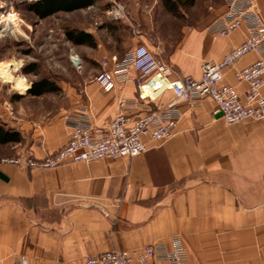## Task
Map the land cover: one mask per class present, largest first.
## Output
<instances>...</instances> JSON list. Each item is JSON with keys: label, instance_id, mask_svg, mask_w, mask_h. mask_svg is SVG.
<instances>
[{"label": "crops", "instance_id": "0c3cea01", "mask_svg": "<svg viewBox=\"0 0 264 264\" xmlns=\"http://www.w3.org/2000/svg\"><path fill=\"white\" fill-rule=\"evenodd\" d=\"M197 9L188 25L159 31L146 19L128 18L83 29L95 38L82 60L97 67L68 89L67 107L33 120L9 116L2 122L22 140L8 143L4 158L42 160L69 142L67 116L89 112L102 132L117 115L120 98L131 100L132 116L166 107L162 94L134 83L106 93L95 80L104 61L121 60L145 44L170 66L172 79H200L205 62H220L243 44L240 27L227 36L208 27L226 11L191 0ZM264 20V0H255ZM254 52L224 69L223 84L242 100L249 86L238 70L253 65ZM83 77V76H82ZM152 100L140 101V94ZM43 97V96H42ZM192 108L181 103L182 120L165 142L148 143L135 158L67 163L49 170L0 165V263L15 257L27 264H80L87 256L141 251L180 236L189 264H264V119L228 125L211 99ZM145 141L148 142L147 138Z\"/></svg>", "mask_w": 264, "mask_h": 264}, {"label": "built area", "instance_id": "2783aa9c", "mask_svg": "<svg viewBox=\"0 0 264 264\" xmlns=\"http://www.w3.org/2000/svg\"><path fill=\"white\" fill-rule=\"evenodd\" d=\"M226 11L208 29L223 37L240 27L246 28L248 36L243 44L230 51L220 62H205L202 76L194 79L184 76L172 79V70L145 44L128 52L121 60L104 61L102 71L95 78L108 93L134 83L139 89L149 88L162 94L174 93V100L166 107L148 110L132 116L133 102L126 98L118 101L117 115L100 133L84 110L77 116H67L69 142L59 152L42 160L9 158L0 160V165H14L33 170H49L67 163H92L101 159L135 158L148 150V143L165 142L175 135L182 120L181 103L192 108L211 99L216 103V114L228 125L244 121L264 119V20L257 12L255 0H225ZM256 53L259 60L253 65L238 70L236 78L249 86L244 100L234 87L223 84L224 69L233 66L249 53ZM140 101L152 100L149 94H140ZM147 138L148 142L145 141ZM1 264V263H0ZM11 264H27L25 258L15 257ZM80 264H189L186 248L180 236L145 246L141 251H113L87 256Z\"/></svg>", "mask_w": 264, "mask_h": 264}, {"label": "rangeland", "instance_id": "374dc122", "mask_svg": "<svg viewBox=\"0 0 264 264\" xmlns=\"http://www.w3.org/2000/svg\"><path fill=\"white\" fill-rule=\"evenodd\" d=\"M36 0H0V70L10 65L12 82L0 78V122L7 116L33 120L36 115L54 113L67 107L68 89L78 87L97 65L84 61L87 50L75 46L69 39V31L91 29L107 21L121 19H146L149 26L155 24L159 31L188 25V18L198 11L192 8L191 0H103L89 9L72 13H58L40 20L29 9ZM197 8L208 5L217 7L223 0H198ZM171 9V10H170ZM15 14L18 26H8L6 17ZM86 52V53H85ZM34 72L26 73L31 67ZM83 76V77H82ZM51 79L60 88V93L43 97L27 95L35 81ZM0 145V160L7 147Z\"/></svg>", "mask_w": 264, "mask_h": 264}, {"label": "trees", "instance_id": "16d2710c", "mask_svg": "<svg viewBox=\"0 0 264 264\" xmlns=\"http://www.w3.org/2000/svg\"><path fill=\"white\" fill-rule=\"evenodd\" d=\"M103 0H36L29 4V11L34 14L38 19L44 20L50 16L58 13L66 12L72 13L77 10L89 9L92 6L100 4ZM171 10V9H170ZM68 39L75 45H86L93 47L95 45V38L90 33L85 32L82 29L69 31ZM32 65L30 68L26 67L24 70L26 73L34 72ZM61 88L53 81L49 79H40L32 84L31 88L27 91V95L32 97H42L50 93H60ZM22 138L18 132L7 128L3 122H0V145H8V143H19Z\"/></svg>", "mask_w": 264, "mask_h": 264}, {"label": "bare ground", "instance_id": "6f19581e", "mask_svg": "<svg viewBox=\"0 0 264 264\" xmlns=\"http://www.w3.org/2000/svg\"><path fill=\"white\" fill-rule=\"evenodd\" d=\"M6 21H8V26H11L12 28L18 26V18L13 13L6 17ZM0 78L7 79L9 83L12 82L13 79L10 73V65H6L4 69L0 70Z\"/></svg>", "mask_w": 264, "mask_h": 264}, {"label": "water", "instance_id": "95a60500", "mask_svg": "<svg viewBox=\"0 0 264 264\" xmlns=\"http://www.w3.org/2000/svg\"><path fill=\"white\" fill-rule=\"evenodd\" d=\"M0 179L6 181V177H5L4 174L1 172V170H0Z\"/></svg>", "mask_w": 264, "mask_h": 264}]
</instances>
